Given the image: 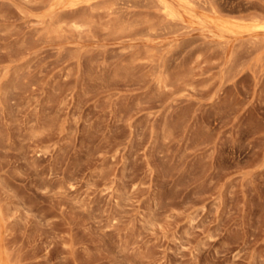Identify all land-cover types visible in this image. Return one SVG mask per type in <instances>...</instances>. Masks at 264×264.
<instances>
[{"label": "rangeland", "instance_id": "1", "mask_svg": "<svg viewBox=\"0 0 264 264\" xmlns=\"http://www.w3.org/2000/svg\"><path fill=\"white\" fill-rule=\"evenodd\" d=\"M0 256L264 264V0H0Z\"/></svg>", "mask_w": 264, "mask_h": 264}, {"label": "bare ground", "instance_id": "2", "mask_svg": "<svg viewBox=\"0 0 264 264\" xmlns=\"http://www.w3.org/2000/svg\"><path fill=\"white\" fill-rule=\"evenodd\" d=\"M263 26V25H262ZM261 27V26H260ZM263 28V27H262ZM0 264H3L2 257L0 256Z\"/></svg>", "mask_w": 264, "mask_h": 264}]
</instances>
